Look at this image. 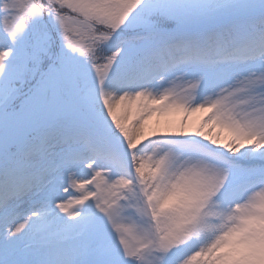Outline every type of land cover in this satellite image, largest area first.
<instances>
[{"label": "snow or ice", "instance_id": "6c2138e0", "mask_svg": "<svg viewBox=\"0 0 264 264\" xmlns=\"http://www.w3.org/2000/svg\"><path fill=\"white\" fill-rule=\"evenodd\" d=\"M0 264H264V0H0Z\"/></svg>", "mask_w": 264, "mask_h": 264}, {"label": "rangeland", "instance_id": "374dc122", "mask_svg": "<svg viewBox=\"0 0 264 264\" xmlns=\"http://www.w3.org/2000/svg\"><path fill=\"white\" fill-rule=\"evenodd\" d=\"M202 115H203V113H193L188 117L187 126H188L189 130L199 122ZM180 118H181L180 114L172 115L169 117L154 116L148 122V129H156L158 126H163L169 122L172 123L173 125H175V124H177V122L179 121ZM217 132H218L217 138L220 139L221 141L227 137L226 132H224L222 130H218V129L213 130V134H216Z\"/></svg>", "mask_w": 264, "mask_h": 264}]
</instances>
